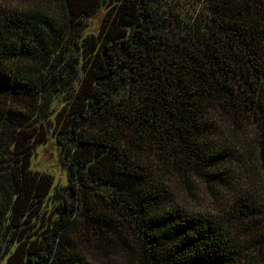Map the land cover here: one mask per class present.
Wrapping results in <instances>:
<instances>
[{
    "label": "trees",
    "instance_id": "trees-1",
    "mask_svg": "<svg viewBox=\"0 0 264 264\" xmlns=\"http://www.w3.org/2000/svg\"><path fill=\"white\" fill-rule=\"evenodd\" d=\"M3 1L0 259L264 264V0Z\"/></svg>",
    "mask_w": 264,
    "mask_h": 264
},
{
    "label": "rangeland",
    "instance_id": "rangeland-1",
    "mask_svg": "<svg viewBox=\"0 0 264 264\" xmlns=\"http://www.w3.org/2000/svg\"><path fill=\"white\" fill-rule=\"evenodd\" d=\"M3 2L9 3L13 7H19L20 5L32 6L34 2L41 5L43 0H4ZM99 20L100 14L93 19L95 27L98 25L97 23ZM33 153L30 163V168L32 170L52 175L54 178V185L65 184V173L60 149L53 138L48 136V139L42 145H38L34 148ZM173 191L178 197V202L187 209H191L189 211L204 212L202 210H207V207L210 205L211 196L209 191H207L204 186H197L193 181L187 185L179 181H174ZM0 264H5L3 259H0Z\"/></svg>",
    "mask_w": 264,
    "mask_h": 264
}]
</instances>
